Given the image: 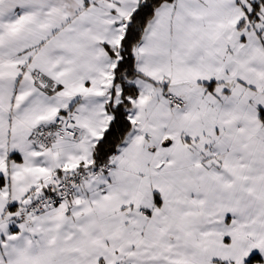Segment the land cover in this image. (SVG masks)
Masks as SVG:
<instances>
[{"label":"snow or ice","instance_id":"6c2138e0","mask_svg":"<svg viewBox=\"0 0 264 264\" xmlns=\"http://www.w3.org/2000/svg\"><path fill=\"white\" fill-rule=\"evenodd\" d=\"M0 264H264V0H0Z\"/></svg>","mask_w":264,"mask_h":264}]
</instances>
